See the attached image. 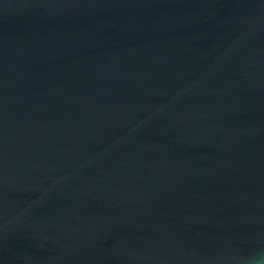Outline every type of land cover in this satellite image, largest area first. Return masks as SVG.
<instances>
[{"label":"water","instance_id":"water-1","mask_svg":"<svg viewBox=\"0 0 264 264\" xmlns=\"http://www.w3.org/2000/svg\"><path fill=\"white\" fill-rule=\"evenodd\" d=\"M0 264H264V0H0Z\"/></svg>","mask_w":264,"mask_h":264}]
</instances>
